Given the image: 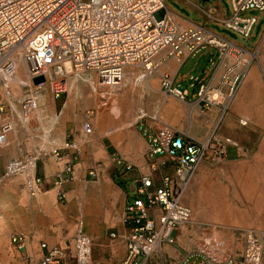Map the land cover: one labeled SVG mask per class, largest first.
<instances>
[{"label": "built area", "instance_id": "obj_1", "mask_svg": "<svg viewBox=\"0 0 264 264\" xmlns=\"http://www.w3.org/2000/svg\"><path fill=\"white\" fill-rule=\"evenodd\" d=\"M252 12L263 14L264 0H229V15L219 25L249 39L258 22ZM201 49L216 51L223 73L215 85L200 83L195 100L204 110L217 108L222 117L255 52L202 25L181 28L167 11L165 0H0V90L5 103L15 100L20 103L23 135L27 140L40 130L39 111L45 101V88L56 100L66 92L69 78L85 77L94 79L90 87L94 85L100 95L118 94L125 86L126 71L140 68L150 77L167 59L181 64ZM17 58L24 64L32 86L17 81ZM38 78L42 81L33 84ZM171 85L163 74L162 90L184 100L187 94ZM262 86L264 90V76ZM3 105L0 103V112ZM240 123L246 125L241 120ZM12 132V121L2 120L0 145L9 144ZM92 133L91 123L85 121L80 139L86 141ZM148 146L149 158L164 155L174 160V174L163 176L158 187L149 176H141L136 197L125 207L128 232L120 264H145L153 258L162 264L163 247L176 245L178 229L191 219V210L183 205L182 196L198 166L203 162L221 164L229 147L237 150L235 142L219 138L215 132L199 142L186 138L168 124H161L148 136ZM80 149L70 139L63 148L54 149L52 156L59 162L62 152L71 151L72 159L77 160ZM38 159V153L20 154L6 164L2 179L21 176L28 194L35 196L40 183L36 175ZM114 163L121 165L122 161L116 158ZM123 169L128 171L131 167L125 165ZM65 173L66 176L57 175L58 186L71 180V167ZM59 199H63L62 195ZM239 236L242 245L238 253H226L216 243L205 242L179 264H190L194 258L198 264H262L261 234L244 229ZM9 242L16 252H26L29 237L13 234ZM37 248L40 254L37 264H91V240L83 233L81 221H77L70 241L48 245L40 240ZM26 257L32 256L27 253Z\"/></svg>", "mask_w": 264, "mask_h": 264}, {"label": "crops", "instance_id": "obj_2", "mask_svg": "<svg viewBox=\"0 0 264 264\" xmlns=\"http://www.w3.org/2000/svg\"><path fill=\"white\" fill-rule=\"evenodd\" d=\"M166 1L167 11L181 28L191 29L202 25L228 39L225 35L211 30V27L225 30L219 23L229 15V0H215L211 3L210 0H173L178 8L166 4ZM213 57L217 59L216 51ZM188 58L181 64H177L174 59H167L152 75L150 80L153 83L152 86L148 82L141 84L140 91L143 94L148 87L160 98V101L157 100L159 107L154 109L150 108V105L146 107L150 115L144 114L145 117L143 116L139 121L127 124L116 132H112V127L108 123L99 127L93 131L90 141L80 146L81 152L77 160L72 159L71 151L62 152L63 156L59 162L52 156H45L37 169V176L40 178L39 192L24 204L22 224L16 226L15 199H10L6 225L2 231L0 230V236L24 234L30 236L29 245L35 242V238H39V241H44L48 245H62L71 240L76 222L80 220L83 233L91 240V264H120L125 256V236L128 232V224L124 220L125 207L136 197L141 176H149L153 185L158 187L163 176L174 174L173 159L164 155L148 157V136L154 134L161 124H168L186 138L195 141L202 142L215 132L219 138H229L234 142L241 133L237 124L241 115L247 117V112L248 114L256 113L257 102L264 103V90L254 68L247 70L237 87L231 107H228L227 113L222 117L217 108L204 110L201 104L196 102L195 96L187 100L188 92L183 87L186 86L187 79L191 80V77L188 74H181L180 70ZM222 73L223 68L218 65L217 59L216 65L207 71L199 84L215 85L219 82ZM163 74L168 76L172 88L187 94L184 100H178L162 90ZM251 91L256 99L254 107H252L254 103L247 100ZM66 102L64 101L58 115L49 121L58 126L61 136L56 143L44 144L43 147L47 150L63 148L70 137L74 142L75 139H79V123L70 119L73 112L72 106L65 108ZM244 105L246 108L242 109L241 106ZM121 110L130 112V107L126 105L124 108L121 107ZM44 129L43 137L47 138L50 130ZM13 134L16 138L14 146L18 149L17 153L20 156L29 150L26 145L28 142L22 144L16 137L18 132ZM99 154L102 156H97ZM19 156H0V175L8 162ZM116 158L121 159V165L114 163ZM236 158L235 149L229 147L226 161ZM125 165H129L131 169L125 171L123 169ZM151 166L155 169H151ZM67 167H71L72 178L58 186L57 175L66 176ZM90 168L96 169L94 182L87 180ZM60 195L63 197L61 200ZM16 230H20V233H13ZM176 237L183 239L181 235ZM235 244L238 245V243ZM261 244L262 264H264V236L261 237ZM239 251L240 249H235V252ZM27 253V249L26 252L22 251L24 263L37 264L38 258L32 256L28 259ZM188 254L179 245L164 246L162 264H179ZM37 255L40 256L38 251ZM189 263L198 264V260L194 258ZM145 264H158V262L153 258Z\"/></svg>", "mask_w": 264, "mask_h": 264}, {"label": "rangeland", "instance_id": "obj_3", "mask_svg": "<svg viewBox=\"0 0 264 264\" xmlns=\"http://www.w3.org/2000/svg\"><path fill=\"white\" fill-rule=\"evenodd\" d=\"M213 1L215 0H210V3ZM166 4L178 8L173 0H167ZM251 14L258 18V22L249 39L240 38L228 30L214 27H211V30L225 35L228 39L248 50L255 48L253 50L255 57L248 69L254 68L257 71L259 83L262 84L264 76V13L252 12ZM213 55V50L201 49L193 56H190L181 67L180 73L188 74L191 77V80L187 79V84L183 87L188 92L187 100H191L195 96L199 82L204 78L207 71L216 65L217 59ZM132 71H134L135 76L144 72L140 68ZM151 77L147 79L133 78L128 87L123 88L124 93L127 92L129 99L131 98L135 104L130 112L116 108L112 113L110 111L111 99L113 101L118 100L123 94L108 95L107 98H110V100L103 99V97L98 96L100 95L98 92H91L90 82H94L93 78L86 81L83 80L84 77L79 80L75 77L69 78L66 92L56 100L52 99L48 89L45 88L47 90L46 99L40 104L39 111L40 130L30 140L25 139L23 135L20 103L16 100L9 104H7L8 102L5 103L0 90V103L4 104L3 110L0 112V123L4 119L11 120L13 133L18 132L16 137L19 142L22 144H24L23 142H28L26 145L29 150L26 151L39 154V159L36 163L37 175V169L42 159L45 156H52V151L54 150H47L43 145L56 143L61 136L58 126L49 123V121L58 115L64 101L66 102L75 95L70 119L74 120L75 123H79L78 134H80L82 124L85 121L91 123L93 131L108 123L112 127V132H116L127 124L139 121V118L136 119L137 115L142 114V117L144 114L150 115V112L146 109L148 105L153 109L157 108V106L159 107L157 100L160 101V98L154 92L148 87L145 91L146 95L140 91L142 83L144 85L148 82L150 86L153 85L152 81L150 82ZM38 79H36L37 81L33 80V84L42 81V78ZM231 104L232 101L229 103V108ZM256 107V113L247 114L246 118L241 115L237 123L241 130L239 137L234 139L237 144V150L234 148L237 158L230 161L225 159L223 163L218 165L203 162L191 177L182 196L183 205L191 210V219L178 229L176 236L181 235L183 239L176 237V245L173 247L179 245L189 254H193L198 251L203 243L214 242L224 252L233 253L236 248L241 249L242 242L239 236L241 230L252 229L261 234V237L264 236V103L257 102ZM90 111L92 114H87ZM240 120L246 121V125H241ZM44 128L50 130L47 138L43 137ZM13 133L9 136L10 143L8 145H0V156H19V153H17L18 149L14 146L16 138ZM91 136L86 141L81 140L79 136V139H75V141L82 146L90 141ZM105 142L107 143L108 140ZM97 156L102 155L99 154ZM97 165L95 167L98 169ZM88 172L87 180L94 182L96 180V169L90 168ZM1 176L2 174L0 175V230L2 231L6 225L9 200L15 199L16 226L18 227L22 224L24 204L31 196L24 188L21 176L18 175L8 179H2ZM201 194L203 199L199 203L197 197ZM209 198L212 199V202L218 201L226 208L229 214L225 218H221L216 214L207 212L205 201ZM211 205L215 204L212 203ZM13 233H20V230H16ZM11 235L0 236V264H25L22 252H16L9 242ZM28 237L30 239V236ZM38 241L39 238H35L33 244L29 245V242L27 244L29 255L36 259L39 258V255H37ZM235 243H238V245Z\"/></svg>", "mask_w": 264, "mask_h": 264}, {"label": "bare ground", "instance_id": "obj_4", "mask_svg": "<svg viewBox=\"0 0 264 264\" xmlns=\"http://www.w3.org/2000/svg\"><path fill=\"white\" fill-rule=\"evenodd\" d=\"M17 56H18V54H17ZM16 76H17V81L20 83V84H25V85H29V86H32V81L29 79V77H27V75H26V72H25V67H24V64L22 63V61L20 60V58H17L16 59ZM138 74V73H137ZM249 74V73H248ZM255 76V75H254ZM139 77L140 78H144V79H147L149 76H148V74L147 73H145V72H143L142 74H139V75H136L135 76V73H134V71H132V70H128V71H126L125 72V78H124V84H125V86L124 87H128V85L130 84V81L132 80L133 81V78H138L139 79ZM253 77V76H252ZM247 78V77H246ZM251 78V77H250ZM255 78V77H254ZM248 79V78H247ZM39 80V79H38ZM83 80H85L86 81V78L84 77L83 78ZM35 81H37V80H35ZM77 81V80H76ZM246 81V80H245ZM90 84H91V82H90ZM72 87V86H71ZM254 87V86H253ZM92 91V93H93V91L95 92V87H94V85L92 86V89H91ZM96 94V93H95ZM120 94L122 95V97L120 98V99H118V100H115V101H113L112 99H111V101H112V103H111V106H110V111L113 113L115 110H116V108L117 109H121V107L122 108H124V107H126V105H128L129 107H130V111L134 108V106H135V104L133 103V102H131V98L129 99V95L127 94V92H125L124 93V91L122 90L121 92H120ZM113 95H115V94H113ZM93 96V95H92ZM92 96H90V97H92ZM97 96V95H96ZM98 96H101V97H103V99H107V100H110V98H107V96H108V94H101V95H98ZM94 97H95V95H94ZM86 99H87V97H86ZM96 100H98V99H96ZM247 100L249 101V102H251V103H254L253 104V106L252 107H254V105L256 104V99H255V95L253 94V92L251 91L249 94H248V96H247ZM75 102V95H74V97L72 96V97H70L68 100H67V102L65 103V108H68V107H70V106H72L73 105V103ZM99 103V102H98ZM97 103V104H98ZM102 104V103H101ZM100 104V105H101ZM237 104V103H236ZM102 106V105H101ZM104 106V105H103ZM241 108L242 109H244V108H246V105H244L243 107L241 106ZM248 108V107H247ZM249 108H250V106H249ZM235 110V109H234ZM239 111V110H238ZM246 111V110H245ZM246 114H248V112L246 113ZM257 115V114H256ZM142 116V114H139V115H137L136 116V119H138V118H140ZM247 116V115H246ZM258 116V115H257ZM133 118V117H132ZM246 118V117H245ZM51 120H53L52 118H51ZM242 121V123H244V122H246V121H244V120H241ZM104 174L102 173V176H103ZM96 190V189H95ZM215 197H216V195H215ZM197 201L200 203L201 201H202V199H203V197H202V194L199 196V197H197ZM215 199H217V198H215ZM211 200V201H210ZM103 201V200H102ZM95 202V201H94ZM112 203V202H111ZM205 203H206V211L207 212H210V213H213V214H216L217 216H219V217H221V218H225V216H227V214H229L228 213V211L226 210V208H224V206L223 205H221L218 201H213L212 202V199H206V201H205ZM212 203H214L215 205H211ZM100 206V205H99ZM203 211H205V210H203ZM231 212V211H230ZM106 216H108V215H106ZM212 216V215H211ZM216 216V217H217ZM104 217V216H103ZM211 219H212V217H211ZM215 219V218H214ZM112 221H113V219H112ZM215 222H216V220H214ZM115 222V221H114ZM113 222V223H114ZM217 222H219V221H217ZM112 223V222H111ZM237 224V223H236ZM111 228V227H110ZM212 230H214V229H212Z\"/></svg>", "mask_w": 264, "mask_h": 264}]
</instances>
